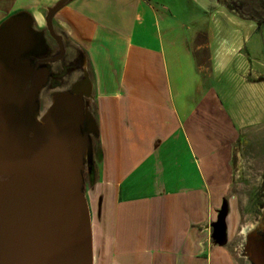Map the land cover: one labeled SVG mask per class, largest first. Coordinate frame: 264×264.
I'll list each match as a JSON object with an SVG mask.
<instances>
[{"label":"crops","instance_id":"obj_1","mask_svg":"<svg viewBox=\"0 0 264 264\" xmlns=\"http://www.w3.org/2000/svg\"><path fill=\"white\" fill-rule=\"evenodd\" d=\"M58 1L0 0V25L26 12L44 29ZM164 4L71 0L52 18L72 52L83 55L92 88L97 150L85 194L93 264H238L226 246L213 243L210 225L233 185L241 114L231 117L205 81L226 68L239 80L250 74L248 53H241L245 37L239 42L235 31L253 25L218 1L207 9L198 0L191 10L197 22ZM215 157L222 165L215 167Z\"/></svg>","mask_w":264,"mask_h":264},{"label":"water","instance_id":"obj_2","mask_svg":"<svg viewBox=\"0 0 264 264\" xmlns=\"http://www.w3.org/2000/svg\"><path fill=\"white\" fill-rule=\"evenodd\" d=\"M70 1L45 16L60 54L52 18ZM45 28L26 12L0 25V264H93L83 177L93 184L97 126L87 63L74 51L80 70L58 77L51 62L60 54L36 61L49 47ZM227 212L223 200L210 225L219 247L227 243Z\"/></svg>","mask_w":264,"mask_h":264},{"label":"rangeland","instance_id":"obj_3","mask_svg":"<svg viewBox=\"0 0 264 264\" xmlns=\"http://www.w3.org/2000/svg\"><path fill=\"white\" fill-rule=\"evenodd\" d=\"M197 1L198 0H162V2L165 3L167 7H169V9H172L177 15H179V17L190 18L191 13L192 21L194 22H197L196 18L193 17L196 9L195 7L197 6ZM217 1L218 3L220 2L221 5H223L227 10L236 14L243 20L250 21V23L253 25L252 28H247V25L241 26L235 31L240 39L239 42H241L245 37V40H243L244 44H241V49L243 48V52L241 53H248L250 74L245 75V78L241 79L248 82L247 84H249L250 87H248V85H245L244 81L239 80L235 77L233 78L231 71H228L227 68L219 77L210 78L205 81L207 83V87L211 85V89H213L218 94L219 98L223 101V104L225 103L226 109L233 111V113L230 114L231 117L236 112L238 114H241V119L239 120V128L237 126V119L235 120V126H237V131L239 133V140L236 142L233 149V185L231 186V189L229 191L224 192L225 194L223 195L222 200H225L226 203H228L229 201V207H227V211L229 210V213H231V216L233 218V224L230 225V227H227L226 230L227 243L225 246L228 248L230 253H232L238 264H247L244 259L238 257V255L241 256L239 247L240 237H236L235 234L237 233V229L240 228V231H243L242 229H245L246 227L249 228L251 223L244 213V205L248 197L247 190L249 189V186L248 182H245V184L239 183L238 176L239 168H250L248 164V157L246 156L247 152L250 150L248 149V147L251 143V138H256V136H264V104L260 100V98H264V95H262L261 97L259 95L261 90L264 89V81H262L261 83H257L256 81V78L259 75L264 77V0H203V7L205 6V8L208 9L210 5H212L213 3L216 4ZM192 9H194V12L191 11ZM197 17L200 20L199 25L203 24V27H205L206 23L209 21V19H206V14L201 12ZM224 24L225 21L222 20V34L227 36L229 34V28L226 29ZM236 61L237 60L230 64L231 70H235L236 67L239 66L237 64L238 62ZM248 94H250V98L255 100L254 106L248 105ZM228 101L230 102V106H228ZM212 133V137L214 139H216L215 137H219V135L215 134L213 131ZM96 140H93V156L94 150L96 149ZM258 141H260V139H258ZM216 146L219 147L218 144ZM241 150H244V152L246 153L244 157L240 158L239 152ZM215 151L218 150L214 149L212 151L213 156L216 154ZM218 161L221 160L216 159V157L213 159L215 167H217V164L222 165V163H219ZM83 178L85 183V194L86 188L88 186V176L84 175ZM234 187L236 189L242 190L240 193L239 203H236V198L234 199L232 195V190ZM219 206L217 210L219 209ZM236 209L237 211H239V215L236 214ZM228 218L230 220V215H228ZM237 245L239 248L237 247Z\"/></svg>","mask_w":264,"mask_h":264},{"label":"flooded vegetation","instance_id":"obj_4","mask_svg":"<svg viewBox=\"0 0 264 264\" xmlns=\"http://www.w3.org/2000/svg\"><path fill=\"white\" fill-rule=\"evenodd\" d=\"M45 34L49 47L42 56L35 59L39 62L53 59V57H56L60 54L58 43L48 34L46 28ZM53 34L60 36L54 28ZM60 38L63 52L60 54V57L57 60L51 62L53 65L52 71L55 70V72L58 74V77H61L67 71L71 72L70 74H74L75 71L80 70L81 68V61L74 57V52H72L73 49L69 47V45L63 40L61 36ZM256 81L257 83H261L264 81V77L259 75L256 78ZM51 83L54 84V80H52ZM41 109L42 104H40L39 110ZM254 138L255 137L251 138L252 140L248 147L250 150L247 152L246 156L248 157V164L250 168H239L238 176L239 183L245 184V182H248V197L244 205V213L251 223L249 228L246 227L245 229H242L243 231H240V228L237 229L235 236L238 238L240 237L239 247L241 256L238 255V257L244 259L247 264H264V260L260 262L261 258L264 259V136H256V138ZM258 139H260V141H258ZM245 153L246 152H244V150H241L239 152L240 158L244 157ZM241 191V189H236L235 187L232 190V195L234 199L236 198V203H239ZM226 204L227 207H229V201ZM228 214L229 210L227 215ZM236 214L239 215V211H237V209Z\"/></svg>","mask_w":264,"mask_h":264},{"label":"trees","instance_id":"obj_5","mask_svg":"<svg viewBox=\"0 0 264 264\" xmlns=\"http://www.w3.org/2000/svg\"><path fill=\"white\" fill-rule=\"evenodd\" d=\"M95 147H96V149L94 150V156H95V152H96V150H97V140H96V143H95ZM95 163V162H94ZM91 180H92V178H91Z\"/></svg>","mask_w":264,"mask_h":264}]
</instances>
